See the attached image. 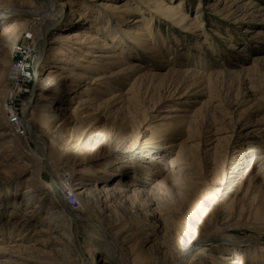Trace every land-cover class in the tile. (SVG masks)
Wrapping results in <instances>:
<instances>
[{
  "label": "bare ground",
  "instance_id": "bare-ground-1",
  "mask_svg": "<svg viewBox=\"0 0 264 264\" xmlns=\"http://www.w3.org/2000/svg\"><path fill=\"white\" fill-rule=\"evenodd\" d=\"M32 1L34 2V0ZM32 1L29 4H25L22 0H0V10H4L1 13L0 20L7 24L4 25L0 35V54H2L0 55V88H2L5 78L9 84L13 69L19 68L20 65V60L11 63L9 51L12 50L13 45L17 42L20 33L29 32V25L37 24L38 30L33 32L32 35L30 34V37L36 41L37 47L33 59L35 75L32 81L34 79L36 81L34 83L35 90H42L36 103L35 91L25 103L21 124H13L11 121L9 111L10 107L13 106V94L7 93L9 91L8 86H6L8 89L5 88L6 96L5 93L0 95V112L2 111L0 113V140L2 141L0 143V185H9L29 175L22 184L17 183V187L24 186L20 188V190H24L20 192L18 199L26 203V208H23V205L19 206V201H16L18 190L14 193L10 192V188L8 189L7 186L4 194H1L0 191V264H89L82 244L79 241L82 235V231L80 232L81 228L86 233V238L100 241L108 254V257L106 256L100 260L94 259L92 264H174L181 257L183 259L184 252L180 253L179 257L169 252H164L162 256H158L156 254V251H158L156 239L146 242L145 245L143 243L144 246L139 248V243H137L139 239L135 238L134 235L135 230L133 231L130 228L131 226L128 227L129 224L124 223L122 225L118 217H116L115 211L117 212V209L126 206L139 207L145 205L144 203L149 200L150 194L144 187H150L147 183V180L152 179L150 176L159 178V180L156 179L153 186L157 194L161 192L170 193L173 189H183L185 187L182 186L184 185L183 183L193 182L194 178L191 177V173H188L189 175H183L182 178L176 180L178 179V174L175 172V167L179 166L177 159L179 155L181 156L184 150L189 152L191 148H196L193 153L197 157L202 156V151L205 156H215L220 151L222 140H226L228 143V151L226 153L229 152L230 156L226 165V176L229 180H232L231 183H234L235 194H243L241 199L245 200L238 210L234 207V204L232 206L230 201H226L223 209H229L234 213L240 211V215L244 213H250L253 216L261 215L262 217H260L264 220V122L263 120H253L252 116L248 114L252 106L246 108L245 103L248 101L242 97L245 94L243 91L235 92L233 99L227 102V105L233 104L236 110H228L232 117L230 120H232L233 127L225 138L218 136L220 134L218 129L213 128L212 131L209 129L211 126L210 119L207 120L206 118L207 125L205 124L206 128L203 130L205 137L201 136V140L191 146L186 145L193 142L192 138L198 129L196 128L198 126L197 121L200 119L199 116L203 115L199 114V109L194 110L191 114L189 108L192 103L189 101V97L207 94L208 99L203 104L209 110L208 116L207 114L206 116L212 118L215 111L219 109L220 117L224 118L229 113L225 110L223 111L224 103L219 96L215 95L216 93L213 90L208 88L207 84L211 85L209 84L211 77H231L240 71L234 70L230 66L214 70V72L208 74L205 69L201 68L202 65L200 68H195L194 65H187L195 61L194 53L192 54L189 49L179 51L177 47L172 49L169 54L170 50L164 47L165 42L155 37L148 27V23H145V17L142 16L141 18L139 16V14L143 15L145 13L154 16V18L155 16H161L177 29L201 31L202 26L199 25L198 18L195 17L190 20L189 16L184 12L183 0H125L126 2L123 5L118 2L119 0H115V3L104 5V14L99 13L92 18L72 9L69 12L65 10L62 13V10H60V13L57 11L59 14L56 13L57 7H65L64 3L59 5L60 0H48L49 9L47 10L35 7V3L33 4ZM12 6H16V8ZM212 6L217 14L220 15L222 13L232 16L241 15L239 22L245 26L251 25L255 20H258L264 10V8H261L251 0H215V4ZM142 9H144V12L141 14ZM131 14L139 17L133 20L122 17L130 16ZM21 16H26L29 20L16 21V18ZM33 20L38 21L39 24L34 23ZM86 21L91 24L88 28L83 29L79 24ZM132 22L134 29L132 26L129 27L130 24H128ZM75 25H79V27H73ZM245 26L244 28L246 29ZM204 31L199 32L197 36L205 37ZM246 31H248L247 34L249 35L253 33L251 29ZM4 34L7 36L5 37ZM254 35H257L259 39L262 38L264 32L258 30ZM255 36L253 37L255 38ZM204 41L206 42V39L203 40L202 45L207 44ZM54 44H58V46L53 47ZM227 50L236 51L237 54L244 52V57L240 56V58L244 61L247 60L245 56H248V54L242 50V47L237 48L235 44H229ZM139 55H145L148 58V63L140 61L128 62L132 56ZM73 59L76 60L74 61L75 63L73 62L71 67H66V64L71 63L70 60ZM260 60V58H255L253 62ZM60 63L65 65L59 66L58 64ZM230 64L236 65L234 62ZM7 65L10 66L8 71H5ZM204 66L205 68L207 67V65ZM238 66L242 68L244 73H249L251 70L250 67L240 64ZM30 68L23 67V76H26V78H29ZM215 79L218 80L219 78ZM88 80L91 83H85ZM146 80L150 82L147 84L144 82ZM102 81H105L106 86H110L112 89L118 88L114 85L115 82L124 84L131 81V86L126 93L130 95V98L126 99L127 101L134 100L136 97V100H134L136 102V95L139 96L142 91L146 95L153 90L154 92L160 91L161 94L163 92L159 102L162 100L164 102L169 101L178 97V99L185 100L187 105L166 110L173 114L161 117L159 120H174L177 122H174L173 125H161L165 130L159 136L154 134L155 136L140 144L135 155L139 159L142 157L145 163L138 164V169H134L130 165L134 169L130 175L125 174L123 171L127 167L125 166L127 162L124 163L125 165H121V163L116 161V158L111 161V164H117V166L113 165L115 168L112 167L111 171L104 170L100 176L91 171V168L83 165L86 161L92 162L96 157L105 155L100 153L96 157L79 156L80 160L77 161L80 163L77 165L80 168H74L76 163H72L70 165L71 168L67 172L62 171L67 164L66 157H63L61 153L59 154V151L52 148V146L48 147L40 141L38 135L41 133L37 135V132H43L48 127V124L52 122L53 126L51 129L53 134L55 135L57 131L56 137H64L63 133L69 131L67 127L74 123L71 121L73 120L72 114L68 115V106L72 100L78 97L79 104L73 112L77 114L78 118L85 114L79 113L80 108H83V110L88 109L84 106H96L95 108L101 109L100 107L104 103L98 104V98L100 95L105 94V88L102 87L95 90L91 99L88 88H85V92L80 93V95L78 88L81 83L94 85ZM183 87L184 89H182ZM207 88L210 90L208 93L204 92ZM181 90L185 91L181 92ZM123 101L124 94L122 93H114L112 98L107 100L109 105L120 104ZM143 101L144 99H142ZM58 104L61 105L58 106L57 112H54ZM137 106L142 107L140 104ZM60 111L63 114L60 113L58 115ZM65 111L66 113H64ZM1 114L4 115L1 116ZM3 117L6 118L9 126L2 122ZM83 118L89 119L90 116L86 115ZM58 122H61V124L56 130L54 126ZM35 125L36 127L40 125L39 129L36 128L35 130ZM178 125L182 132L188 133L187 143L183 144L185 141L179 146L176 145L179 149L178 157L168 162L165 161L166 155L165 158L163 156H155L150 159L151 154L158 153L165 145L173 143L170 141L172 139L171 132ZM20 128H22L21 131L25 135L31 138L38 149V153L23 154L21 145L16 139ZM97 128L94 130H97ZM52 130L49 129L47 131ZM208 131L213 134L208 136ZM86 134L87 137L91 138L89 131ZM78 144L71 143L68 145L69 150L67 151H70L68 159L71 155L75 156V154H81V152L85 153L82 151L83 147ZM201 145L205 148L199 149ZM143 155H145L144 158ZM25 156L29 157L28 160L25 159ZM153 161H158L159 165L153 163ZM182 161L184 162V160ZM34 162L38 163V166L33 165ZM21 163H30V166L32 163L33 168L30 167L28 169V167L19 166ZM83 166L85 167L82 168ZM45 172L50 175L49 182L43 178ZM242 175L243 178H240ZM73 177H78L74 185L71 182ZM115 177L117 178L113 179ZM94 182L100 185L96 184L97 186L93 187ZM193 185L195 184L193 183ZM194 187L192 186L193 189ZM224 190L226 191L227 188L224 187ZM225 195V193L223 195L220 194V197ZM31 201L35 202L32 207L29 204ZM73 201L79 207H76ZM157 207L156 209L158 210L156 211H159L160 208L163 211L169 210L165 205H158ZM38 208L45 210L44 216L37 212ZM245 208L247 209L245 210ZM21 218L22 221L19 222ZM153 219L151 222H153ZM36 225L44 226L45 228L35 230ZM156 228L159 233L164 230L161 221ZM26 232L29 234L32 232V236L36 238L33 243L27 244L28 239L23 238L20 234ZM189 235L180 242L182 243L181 250L184 246L188 247L186 250L190 251L195 242L194 240L199 237ZM233 245L216 247L209 251L204 259L197 260L193 264H226L220 261L223 259L229 261L227 264H264V247L249 246L248 244L240 247L241 244L239 243L237 244L238 247L235 244Z\"/></svg>",
  "mask_w": 264,
  "mask_h": 264
},
{
  "label": "rangeland",
  "instance_id": "rangeland-1",
  "mask_svg": "<svg viewBox=\"0 0 264 264\" xmlns=\"http://www.w3.org/2000/svg\"><path fill=\"white\" fill-rule=\"evenodd\" d=\"M22 1L25 4H29L32 0H22ZM174 1H178V0H174ZM251 1L258 4V6H260L261 8H264V0H251ZM118 2L121 5H123L126 1L119 0ZM34 3H35V7H40L44 10L49 9L48 0H34L33 4ZM62 3L65 4V7L64 8L62 7L60 8V6L59 8L57 7L55 11L56 13L58 12L60 13V10H62V13H64L65 10L69 12L72 9L75 10L76 12H80L92 18L98 15L99 13L104 14V9H103L104 5L107 3H115V0H60L59 5ZM183 3H184V8H183L184 12H186V14L189 16V19L193 20L195 17L198 18L199 21L198 23H200L199 25L202 26L201 31L205 30L204 31L205 37L197 36L201 31H196L192 29L190 31L187 30L184 31L183 29L180 28L179 30L175 28L173 24L169 23L168 20L166 21V19H163V17L161 16H157V17L155 16L154 18V16L147 13L143 15L139 14V16L141 18L142 16L145 17L144 19L147 22L145 20L144 21L145 23H148V27L154 33L155 37L165 42L164 47L167 48V50H170L169 54L172 52L171 51L172 49H176L177 47L179 48V51L182 50L186 51L189 49L192 54L194 53L193 56L195 58L194 59L195 61L187 65L189 66L194 65L195 68L196 67L200 68V66L202 65L201 68L205 69L208 74L214 72V70L223 69L230 66L234 70L240 71L238 74L231 77H211V80L209 82V84L211 85L207 84V86H209L208 88L210 90H213L216 93L215 95L221 98V101L224 103L222 109L223 111L225 110L226 112H228V110H236V107H233V104L227 105V102H229L230 99L231 100L233 99L235 92L243 91L245 94H243L244 96L242 97L248 101L245 103L246 108L252 106L248 114L252 116L253 120L255 121L263 120L264 122V35L262 36V38L259 39L257 35L256 36L254 35V33L258 30L264 32V16H262L264 14V10L263 12H261L262 14L261 16L259 17L257 16L258 20H255V22H253L251 25L245 26L244 24L239 22V20L241 19L240 17H242L239 14H236L235 16L224 13H222V15L217 14V12L214 10V7L212 6L213 4H215V0H183ZM12 7L16 8V6H12ZM143 10L144 9H142L141 14L142 12H144ZM3 11L4 10H0V16L2 15L1 13H3ZM139 16L131 14L130 16H122V17L133 20ZM25 17L26 16L17 17L16 21L21 22V21L29 20L27 17L26 18ZM34 23H38V21H34ZM90 24L91 23H88L86 21V22H80L79 25H81L80 27L84 29V28H88ZM128 24H130L129 27L132 26L133 29L135 28L133 22ZM4 25L7 24L1 22L0 20V35L2 34V29ZM79 25H75L73 27H79ZM244 26L246 27V29L244 28ZM250 29L251 31H253V33L249 35L247 34L248 31L246 30H250ZM37 30H38L37 24H31L29 25V32L20 33L17 42L13 45L12 50L9 51V58L11 60V63L16 60L18 61L20 60V57L18 55L22 51L23 52L32 51V54L34 56V53L37 51L36 41H34V39L30 37V34L32 35V33ZM6 36L7 35H5V37ZM253 36H255V38ZM252 38H254L255 40ZM204 39H206V42L204 41L205 43H207L206 45H202ZM229 44H235L237 48L242 47V50L245 51L246 54H248V56H245L247 57L246 58L247 60L244 61L242 60V58H240V56L241 57L243 56L244 52L241 54L239 53L240 54L239 55L237 54L236 51L232 52L227 50ZM56 46H58V44L53 45V47ZM255 58H260L261 60L258 62H253ZM70 61L71 63L66 64V67L69 66L71 67L73 65V62L76 60L73 59ZM133 61L148 63V58H146L145 55L132 56V58L128 62H133ZM232 62H234L236 65H231L230 63ZM80 63L84 64L82 62ZM238 64L242 66L250 67L251 70L249 71V73L248 72L244 73L242 72V68L239 67ZM58 65L62 66L65 64L60 63ZM203 65H207V67L205 68V66L203 67ZM9 66L10 65H7L5 71H8ZM34 75H35V70L33 65V68L31 67L29 71L30 87H29V94H27L26 102L30 98V95L35 91V103H36V100H38L39 98V94L42 93V90H35L34 83L36 81L35 79L32 81ZM215 78H219V79L216 80ZM131 81H128L127 83L124 84H119L117 82H115V84L113 83L115 86L118 87L117 89H112V87L110 86L107 87L105 81H102L101 83L97 82V84L94 85L85 84L90 82L89 80L85 81V83H81L78 88L79 95L80 93L85 92V88H88L90 90L89 95H91L90 99L93 98L92 94H94L93 92H95V90L101 89L102 87L105 88L104 89L105 94L100 95L98 98V104L104 103L100 107L101 109L95 108L96 106L93 107L84 106L87 107L88 109L83 110V108H80L79 113L80 114L85 113L83 116L86 117V115H89L90 118L84 119L83 116L81 118H78L77 114L73 113L75 108L79 104V97L77 95L78 98L72 100L70 105L68 106L69 107L68 115L70 116V114H72L73 120L71 121L74 123L67 127L69 131L63 133L64 137H56L57 131L55 135L53 134V130L51 129L53 126L52 122L48 124V127H46L47 125L45 126L46 131L44 130L43 132H39V131L37 132V135L41 133L38 135L40 141H42L48 147L52 146V148L59 151V154L61 153L63 154V157H66L67 164L63 167L62 171L67 172L68 169L71 168L70 165L72 163L73 164L76 163L74 165V168L75 167L80 168V166L77 165L78 163H80L77 161L80 160L79 156L82 157V155H84L83 157H90V156L96 157L97 154L100 153V154H105L106 156L104 155L102 157H96L95 160H93L92 162L86 161L83 165H86L87 168H91L92 169L91 171L97 173V175L100 176L104 170L111 171L112 167H114L113 165H115V167L117 166V164H113V163L111 164V161L114 158H116L117 159L116 161H118V163H121V165L127 162L125 163L127 165L124 164L127 167H125L123 171L125 174L130 175V173H132V170L138 169L139 165L145 163L142 157L141 159H139L137 158V155H135L136 152L138 151L137 148L140 146V144L144 143V141L146 142L150 137L155 136L154 134L159 136L165 130L164 128H162L161 125L163 124L173 125L174 122H177L174 120L162 121L159 119H161V117H165L167 115L173 114L167 112L166 110L172 109L173 107H177V106L182 107V105L183 106L187 105V102H185V100H181L178 99V97L177 98L175 97L174 99L169 101L164 102L162 100L161 102H159L163 95V92L162 94L160 91L154 92L151 88L152 92L147 93L146 95L143 94V91L139 94V96L136 95L137 96L136 102L134 101L136 100V97L134 100L131 99L132 102L127 101L130 98V95H127L126 93L128 92L131 86ZM144 82L148 84L150 81L146 80ZM6 86L9 87V84H8V80L5 78L2 88H0L2 89L0 95L2 94L4 95L5 93L6 96V92H5V88H7ZM92 87L95 89H93ZM184 87L182 89H184ZM208 88L204 92L207 93L208 91L210 92ZM184 91L185 90H181V92ZM114 93L124 94V101L121 102L120 104L116 103L109 105L107 100L112 98ZM189 98L191 99V100L189 99V101L192 103L191 107L189 108L191 114L194 112V110L199 109L198 110L199 114L200 115L203 114L202 115L203 117L199 116V118L204 119V120L201 119L202 121L198 119L197 121L198 126L196 128L198 129L197 131H195L194 133L195 135L192 138L193 142L187 143L188 133L182 132L180 130L181 128L178 125L176 126V128H174L173 132H171L172 139L170 141L173 143H169L165 145L162 149L158 151V153L155 152L151 154L150 159H153L155 156L156 157L163 156L165 158L166 155L165 161L168 162L171 160H175L178 157L177 154L179 150L176 145L179 146L180 144L186 141L183 144L187 143L186 145L191 146L192 144L198 142V140H201L202 138L201 136L205 137V135L203 134V130L206 128L205 127L207 125L206 121L208 119H210V124H211L209 129H211V131L213 128L218 129L220 133L218 135L219 137L225 138L227 133H229V131L232 129L233 127L232 120H230L232 117L229 112L228 115L224 116V118H221L220 117L221 113H219L220 110L217 109L215 111V114H213L212 118L207 117L209 110L206 108V106L203 105L204 102L208 99L207 94H205L204 96L202 94H199L196 96H191ZM142 99H144L143 102ZM130 102L133 103L132 105L136 107L132 106ZM138 104L142 105L143 108L137 106ZM60 105L61 104L56 105L54 112H57V108ZM60 113L63 114L60 111L58 112V115H60ZM64 113H66V111ZM3 115L1 114V116ZM2 122L5 125L9 126L5 117H3ZM60 124L61 122H58V124L55 125L54 128L57 130V127ZM39 127L40 125H37V127L35 125V130L36 128L39 129ZM96 128L97 130H94ZM21 129L22 128L19 129L20 132L18 133L16 139L18 143L21 145L23 154L25 153L26 155H30L32 154V152L34 154L38 153V149L36 148L35 144L32 142L31 138L25 135L23 131H21ZM49 129L52 131H47ZM88 131L89 134L91 133L90 134L91 138L87 137L86 133H88ZM208 132H209V134H207L208 136L213 134L210 133V131ZM50 135L51 136L54 135V136L51 137ZM92 136L94 137V139H92L93 138ZM224 141L226 142V140ZM224 141L222 140V142L220 143L222 145H220L219 150L222 152L218 151V153L215 156H205V154H203L202 151L201 153L202 156L197 157L193 153L195 152L196 148H191L189 152H186L187 150L186 151L184 150V153L182 152L184 157L182 156V154L181 156L179 155V157L177 158L179 166L175 167V172H177L176 174H178L177 176L178 179L176 180H179L180 178H182L183 175H189L190 173L192 174V176L191 175L190 176L194 178L193 182H188V184L183 183L184 185L182 186H185L187 188L183 187V189L181 190L173 189L171 190L170 193L168 192L165 194L161 192L157 194L155 193L153 186L155 185L156 179L159 180V178L150 176L152 179L147 180V183L149 184L150 187L149 188L144 187L145 190L150 194V197L148 198L149 200L147 199L148 201L144 203L145 205L142 204L143 206H139V207L126 206V207H122L124 210L120 208L121 210L117 209V212L115 211V215L116 217H118L122 225L124 223L129 224L128 227L131 226L130 228L133 231L135 230L134 235L135 238L139 239L138 240L139 242H137L139 243L138 244L139 248L144 246L146 242L156 239V242L158 243V251H156V254L158 256H162L164 252L165 253L169 252L170 254L179 257V254L180 253L182 254L184 252L183 253L184 258L182 259L181 257L174 264H193L197 260L204 259L205 256L208 255L209 251H212L214 248L222 247L224 245L234 246L233 244H235V246L238 247L237 244L239 243L241 244L240 247L247 244L249 246L264 247V220L261 218L262 217L261 215H260L261 217L253 216V214L250 213L247 214L244 213L240 215V211L238 213L237 212L234 213L229 209L227 210L223 209L226 201H230V203H232V206L234 204V207L237 210L240 208L239 206H241L245 201L244 199H241L243 197V194H235L236 188L233 185L234 183H231L232 180H229L228 177L226 176L227 173L225 170L227 168L226 165L230 156L228 154L229 152L226 153L228 151V143L227 142L225 143ZM1 142L2 141L0 140V143ZM71 143L73 144L79 143L78 145L83 147L82 151H84L85 153L81 152V154H75V156L71 155L69 156L68 159V154H70V151L68 152L67 150H69L68 145H70ZM224 145L226 148L224 147ZM202 148L205 147L201 145L199 149ZM144 157L145 155H143V158ZM187 157L188 159H186ZM194 157L196 158V160ZM28 158L26 157L25 159L28 160ZM179 160L180 161L184 160L185 164L183 161L182 163ZM153 163L155 164L157 163V165H159L158 161L155 162L153 161ZM33 165L38 166V163L34 162ZM130 165L133 166L134 169L131 168ZM19 166L28 167L29 169L30 167H32V163L31 166L30 163L27 164L21 163ZM84 167L85 166H83L82 168ZM28 177L29 175H26L21 180H17V182L11 183L6 186L0 185L1 194H4L6 192L7 186L8 189L10 188L9 189L10 192L14 193L16 192V190H18V193L16 195L17 197L16 201H19V206L23 205V208H26L27 207V205H25L26 203L23 200L18 199L20 196V192H22L24 189L20 190L22 186L17 187V183L22 184ZM43 178L47 182L50 181V175L47 172L44 173ZM77 178L78 177L72 178L71 182L73 185L77 182L76 181ZM116 178L117 177L113 179ZM240 178H243V175ZM193 183L195 185H193ZM96 184L98 183L94 182L93 187H96L97 186ZM189 184L191 187L189 186ZM192 186H195L194 189L192 188ZM224 187L227 188L226 191L224 190ZM223 193H225L226 195L220 197V194L223 195ZM23 202L24 204H22ZM29 204L30 207H32L35 204V202L31 201ZM73 204L76 207H79L74 201ZM235 204L237 205V207ZM158 205L159 206L165 205V207H167V209L169 210L163 211L162 208L159 207L160 208L159 211H156L158 210L156 209L158 208L157 207ZM246 209L247 208H245V210ZM37 210L38 213H41L42 216H44L45 210H43V208L41 209L38 208ZM149 215L151 216L149 217ZM152 219L153 222H151ZM159 220L161 221V224L164 226V230L160 233L156 228L158 223H160ZM21 221L22 218L19 220V222ZM139 226L140 228H138ZM44 228H45L44 226L43 227H40L39 225L35 226V230L44 229ZM80 232L82 233V235L79 241L82 244L83 251L86 255L87 262H89V264L90 262L92 264V261H94V259L100 260L101 258H104L106 256L108 257L107 251L104 248V245L100 241L96 239L90 240L86 238V233L82 228L80 229ZM186 232L188 235L186 234ZM20 234L22 235L23 238L28 239L26 242L27 244L33 243L36 239L34 236H32V232L30 234L28 232L20 233ZM189 234L196 235L199 237L194 240L195 242L193 241L194 244L190 249V251L186 250V248L188 247H184V246L183 249L181 250L182 243L180 242H182L184 238L190 236ZM10 244H14V243H10ZM172 245H174L173 247L175 248H173ZM220 261L226 264L229 262L228 260H224V259Z\"/></svg>",
  "mask_w": 264,
  "mask_h": 264
},
{
  "label": "built area",
  "instance_id": "built-area-1",
  "mask_svg": "<svg viewBox=\"0 0 264 264\" xmlns=\"http://www.w3.org/2000/svg\"><path fill=\"white\" fill-rule=\"evenodd\" d=\"M18 56L20 57V65L19 68H14L11 73L9 91L7 92L13 94V106L10 107L9 113L12 122L16 121L15 124L22 123V113L30 87L29 78L23 76V67H32L35 53L33 56L32 51H22Z\"/></svg>",
  "mask_w": 264,
  "mask_h": 264
}]
</instances>
